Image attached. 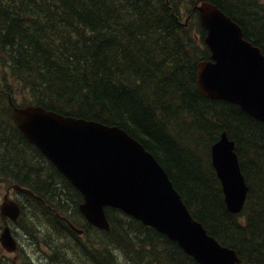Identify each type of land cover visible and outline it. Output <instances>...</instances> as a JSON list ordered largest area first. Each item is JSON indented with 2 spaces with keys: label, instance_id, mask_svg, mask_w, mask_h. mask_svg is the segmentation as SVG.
<instances>
[{
  "label": "trees",
  "instance_id": "trees-1",
  "mask_svg": "<svg viewBox=\"0 0 264 264\" xmlns=\"http://www.w3.org/2000/svg\"><path fill=\"white\" fill-rule=\"evenodd\" d=\"M205 1L264 53V0H0V181L42 199L25 195L32 206L22 219L30 218L35 240L49 223L63 264H75L68 257L81 252L86 264H122L120 253L127 264L198 263L119 210L107 209L109 232L80 225L84 218L72 215L81 194L12 119L10 100L18 103V96L21 105L127 131L159 160L209 234L236 250L243 264H264V123L199 90L197 65L211 52L194 8ZM224 132L236 142L250 187L239 215L228 211L211 161ZM51 209L86 231L84 245Z\"/></svg>",
  "mask_w": 264,
  "mask_h": 264
},
{
  "label": "water",
  "instance_id": "water-1",
  "mask_svg": "<svg viewBox=\"0 0 264 264\" xmlns=\"http://www.w3.org/2000/svg\"><path fill=\"white\" fill-rule=\"evenodd\" d=\"M210 60L197 65V83L210 100L239 106L264 123V53L244 29L216 4L197 5ZM12 117L24 137L36 146L83 197L80 213L87 222L108 232L107 209L119 210L176 242L198 264H243L236 250L223 246L194 218L159 160L118 126L67 116L41 105L12 107ZM227 209L240 214L250 187L242 170L236 142L227 132L211 149ZM19 193L33 191L15 185ZM20 205L5 197L4 218L17 221ZM79 235L84 230L70 223ZM1 243L9 252L18 244L7 225Z\"/></svg>",
  "mask_w": 264,
  "mask_h": 264
},
{
  "label": "rangeland",
  "instance_id": "rangeland-1",
  "mask_svg": "<svg viewBox=\"0 0 264 264\" xmlns=\"http://www.w3.org/2000/svg\"><path fill=\"white\" fill-rule=\"evenodd\" d=\"M187 17L188 16L186 15L185 18H184V21L185 22H186ZM17 100L19 101V103H21L23 101V98L18 96L17 97ZM11 186H13L12 183H5L3 181H0V204L3 201V197L6 194L7 189L10 188ZM10 196H11V199H13L15 201H19L20 203H22L23 205H25L26 208H27V210H29V208L32 206V204H31L32 202H30L29 199L24 194H21V193L12 191V193H11ZM28 205H29V208H28ZM69 211L70 210H68L66 212L68 213ZM70 213H74V212L71 211V212H69V214ZM79 214L80 213L73 214L72 216H73L74 219L75 218L77 219V218H80L81 217V216H79ZM30 221H31L30 218H28L27 217V214H25V218H24V220L21 223L22 228L18 229L19 232L22 233L21 238L24 240V242H23L24 245L25 246H28V247L30 245H32V242L31 241H27V239L25 240L24 234L27 235V233H28L27 231H29V230L32 231L33 230V228H31L29 226V224L31 223ZM78 223L80 225L85 226L84 225L85 222H84L83 219L80 222H78ZM48 225H49L48 222H44L43 223V227H42L43 234H41L40 237H38L36 240L33 239L31 236H29V237H31L30 239L36 243V246H33L34 249H32L30 251V256H32L34 258V260H36V262H38L39 264H63L61 262V258H62L61 252H60L61 250L52 242V240L50 239V237L48 235L49 232H51V231L53 232L54 229L51 230L50 228H48ZM2 226L3 225H2V222H1L0 223V232L2 230ZM51 235H52V233H51ZM77 237H80V236L77 235ZM81 238H82L81 239V244L84 245L85 243L82 240H84V238H86V237H81ZM47 242L50 244L51 247L47 244ZM69 245H71V239H69V241L67 242V245H65L64 247H67ZM80 254H81V256H83V258L78 254V256L76 258L71 255V256L68 257V259L71 260V262L72 261L75 262V264H79L80 260L82 261L80 264H86V262H87L86 260L87 259L85 258V256L83 255L82 252ZM117 255H118V253H117ZM120 256L122 258V264H127V259L124 256V254L120 253ZM0 257H1V255H0Z\"/></svg>",
  "mask_w": 264,
  "mask_h": 264
},
{
  "label": "flooded vegetation",
  "instance_id": "flooded-vegetation-1",
  "mask_svg": "<svg viewBox=\"0 0 264 264\" xmlns=\"http://www.w3.org/2000/svg\"><path fill=\"white\" fill-rule=\"evenodd\" d=\"M8 190H9V188L7 189L6 194L4 195L3 199H5V197L7 196ZM8 193L10 196L12 193V190L10 189V191ZM19 205L21 207H23L22 208V210H23L22 216H23L24 211H25V205H23L22 203H20ZM51 212L54 214L57 221L64 223L68 227L70 226L66 216L55 211L54 209H51ZM22 216L17 221H14L11 218H4L1 214V208H0V223L2 222V225H3L2 230H4V228L7 225H9L11 230H12L13 237L16 239V241L18 243V251L16 253H9L5 249L2 248L1 242H0V255H1L0 264H39L38 262H36V260H34V258L32 256H30V251L32 249H34L33 246H36V243L30 239L31 237L34 238V236L30 235V233L28 231H27L28 232L27 235L24 234L25 240L27 239V241L32 242V245H30L29 247L25 246L23 243L24 240L21 238L22 233L19 232V230H18V229L22 228V225H21V223L23 221V220H21ZM0 235H2L1 232H0ZM29 236H31V237H29Z\"/></svg>",
  "mask_w": 264,
  "mask_h": 264
},
{
  "label": "bare ground",
  "instance_id": "bare-ground-1",
  "mask_svg": "<svg viewBox=\"0 0 264 264\" xmlns=\"http://www.w3.org/2000/svg\"><path fill=\"white\" fill-rule=\"evenodd\" d=\"M29 232V231H28ZM30 233V232H29ZM30 235H31V233H30ZM33 238V237H32ZM34 239V238H33Z\"/></svg>",
  "mask_w": 264,
  "mask_h": 264
}]
</instances>
